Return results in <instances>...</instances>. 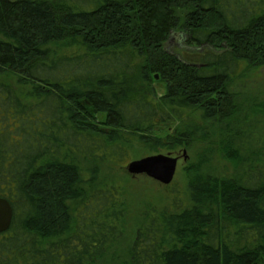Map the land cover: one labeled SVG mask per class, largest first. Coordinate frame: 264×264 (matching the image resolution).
I'll list each match as a JSON object with an SVG mask.
<instances>
[{
	"label": "trees",
	"instance_id": "trees-1",
	"mask_svg": "<svg viewBox=\"0 0 264 264\" xmlns=\"http://www.w3.org/2000/svg\"><path fill=\"white\" fill-rule=\"evenodd\" d=\"M261 66L264 0H0V198L14 210L0 264H95L126 208L75 156L175 150L209 122L226 175L207 146L175 197L185 209L147 216L122 264H264V156L240 157L228 132L242 115L231 87Z\"/></svg>",
	"mask_w": 264,
	"mask_h": 264
},
{
	"label": "rangeland",
	"instance_id": "rangeland-1",
	"mask_svg": "<svg viewBox=\"0 0 264 264\" xmlns=\"http://www.w3.org/2000/svg\"><path fill=\"white\" fill-rule=\"evenodd\" d=\"M168 47L173 53H178L180 56H185L188 51L181 40L177 42L174 40ZM189 52L192 51L189 50ZM203 56L208 55L204 54L199 58ZM231 91L236 95V104L239 106V110L242 111V115L240 121H238L239 123H233L232 129L228 130L231 136L230 143L235 142L233 146L239 151L237 153L240 157L249 156L254 152L261 153L264 156V66L248 71L242 79L238 78L231 87ZM163 92L162 85H157V94ZM100 118L103 119V117ZM235 118L234 120H236ZM207 124V131H202L204 134L201 133L199 137L194 141H190L184 147L170 150L166 146H155L160 143L151 141L144 147L132 146L129 149L130 154L127 153V157H123L122 161L117 160L116 164L102 160L80 158L78 155H74L78 165L88 174H90L91 169H98L96 190H103L111 186L119 188V196L122 202L125 203L126 208V223L120 228L122 233L113 245L106 249L104 254L96 260L95 264L124 263L134 244L138 229L141 224L145 223L147 216L150 217L154 213L169 214L177 209L184 208L181 202L175 200V197H180L179 199L183 202L187 201V189L190 182L188 171L207 146H210L212 153H214L212 157L214 159L212 162L214 170L212 172L217 173L218 176L226 175V163L222 160L220 154L216 153L220 149L218 147L220 127L214 126L215 123L213 122ZM179 127H182V125L178 122L168 123L160 131L157 130V133L160 132L157 136L162 137L163 142L166 143L168 142L167 135L173 133L172 136H174ZM184 153H186L185 156ZM158 155H171L174 158H179L177 172L171 185H162L147 176L134 177L128 173L127 167L131 162Z\"/></svg>",
	"mask_w": 264,
	"mask_h": 264
},
{
	"label": "water",
	"instance_id": "water-1",
	"mask_svg": "<svg viewBox=\"0 0 264 264\" xmlns=\"http://www.w3.org/2000/svg\"><path fill=\"white\" fill-rule=\"evenodd\" d=\"M158 81L159 76H155ZM186 153H184V156ZM186 160V157H185ZM179 158H174L171 155L150 156L142 160L131 162L127 171L132 176L144 175L162 185L169 186L174 181ZM14 219V210L11 203L3 198H0V235L7 233Z\"/></svg>",
	"mask_w": 264,
	"mask_h": 264
}]
</instances>
